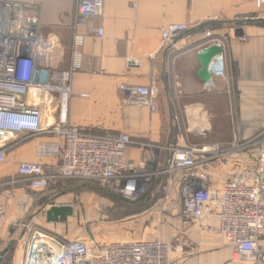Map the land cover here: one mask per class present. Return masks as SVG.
Instances as JSON below:
<instances>
[{"label": "crops", "instance_id": "crops-1", "mask_svg": "<svg viewBox=\"0 0 264 264\" xmlns=\"http://www.w3.org/2000/svg\"><path fill=\"white\" fill-rule=\"evenodd\" d=\"M21 1L37 6L40 33L56 38L55 64L61 68L73 62L77 65L70 122L97 133H128L133 142L127 151L130 159L141 160L139 143L151 142L163 147L155 164L163 167L169 160V146L202 148L228 143L245 139L264 126V3L105 0L102 18L91 19L79 14V0ZM172 23H187L189 28L166 42L163 29ZM99 27L104 30L103 37L97 34ZM78 36L82 42L76 46ZM212 42H220L223 62L215 59L212 77L205 81L198 73V54ZM74 50L78 55L74 56ZM153 80L160 89L156 111L127 101L128 94L121 85H148ZM215 122L227 126V137L213 138ZM37 143L33 139L10 149L0 162V203L6 207L0 252L15 242L8 256L10 264L26 263L35 235L28 238L29 218L36 215L32 221L46 226L58 223L48 220L47 206L72 204L74 197L67 193L60 198H68V202H53L49 200L52 190L40 192V196L29 193L32 188L17 167L22 161L40 160L35 152ZM234 167L233 157L207 167L215 196ZM163 187L165 179L157 178L151 191ZM216 224L214 218L185 223L175 182L153 207L133 215L130 224L120 227L125 229L119 231L120 236H112L110 241L158 238L172 244L170 264H252L234 260L227 239L207 230L206 225Z\"/></svg>", "mask_w": 264, "mask_h": 264}, {"label": "built area", "instance_id": "built-area-1", "mask_svg": "<svg viewBox=\"0 0 264 264\" xmlns=\"http://www.w3.org/2000/svg\"><path fill=\"white\" fill-rule=\"evenodd\" d=\"M257 2L261 5L264 0ZM104 10L105 0H79L78 12L83 17L101 19ZM188 28L187 23L169 24L163 29V38L168 42ZM97 34L103 37L102 27ZM81 42L76 37V46ZM56 45L54 36L40 33L39 10L33 2L0 0V162L10 149L37 139L35 152L40 160L22 161L17 167L34 190H46L65 180H90L136 200L153 192L157 178L165 179L163 192L177 182L185 223L216 219L217 224L206 225L207 230L227 239L234 260L263 264L264 126L245 139L228 143L202 148L169 146V160L163 167H155L163 147L142 142L143 157L135 161L128 157L133 144L128 133L99 134L70 122L77 65L57 66ZM78 53L74 50V56ZM219 60L222 64V58ZM121 89L127 92L128 102L157 110L160 89L154 80L148 85L123 84ZM229 157L235 167L215 196L207 167ZM5 213L6 207L0 203V227ZM44 237L41 233L32 237L25 264H170L173 249L171 243L158 238L74 239L57 245Z\"/></svg>", "mask_w": 264, "mask_h": 264}, {"label": "rangeland", "instance_id": "rangeland-1", "mask_svg": "<svg viewBox=\"0 0 264 264\" xmlns=\"http://www.w3.org/2000/svg\"><path fill=\"white\" fill-rule=\"evenodd\" d=\"M218 122H215L213 126L212 136L214 139H219L222 137H227L228 129L227 126L220 125ZM68 181H62L57 185H61V188H67L71 186ZM29 186V183H28ZM52 188L46 190H34L30 189L29 193L31 195L40 196V192H48L52 190L51 198L49 200L54 201H64L68 202L65 199H61L63 195L67 193H73L74 197L71 199V203L74 206L75 213L68 218L65 222L54 223L53 225H45V223H35L32 221L31 216L27 226L28 238L33 234L41 233L45 235L43 240L53 241L58 245L62 242L74 239H83V240H96L99 242L113 240L110 237H117L120 230V227H125L127 224H130L132 216H125L120 219H113L112 210H114V202L110 197L104 196L94 189H84L81 192L72 191H63L62 189H57L55 185H51ZM54 189V190H53ZM54 204H51L52 206ZM50 206H47L49 209ZM111 215V216H110ZM112 217V218H111ZM124 234V233H123ZM34 236V235H33ZM130 238V237H129ZM8 249L6 251V258L3 261V264H10L9 254L14 251L16 245L15 242L8 244Z\"/></svg>", "mask_w": 264, "mask_h": 264}, {"label": "trees", "instance_id": "trees-1", "mask_svg": "<svg viewBox=\"0 0 264 264\" xmlns=\"http://www.w3.org/2000/svg\"><path fill=\"white\" fill-rule=\"evenodd\" d=\"M93 132V131H92ZM94 133H97L94 131ZM106 132H101L99 134H104ZM71 186L67 185V188H61V185L56 184V188L62 189L63 191H72L81 192L84 189H94L98 193L110 197L114 202V210H112L113 219H120L125 216H133L136 214H140L143 211L150 209L155 205V203L162 197L163 190L160 189L157 192H149L147 195L143 196L142 198L133 200L123 198L119 195H116L109 190L103 188L100 184L90 181V180H79V179H72L67 180ZM67 182V183H68ZM110 215V216H111ZM111 217V218H112Z\"/></svg>", "mask_w": 264, "mask_h": 264}, {"label": "water", "instance_id": "water-1", "mask_svg": "<svg viewBox=\"0 0 264 264\" xmlns=\"http://www.w3.org/2000/svg\"><path fill=\"white\" fill-rule=\"evenodd\" d=\"M223 48L218 43L205 46L198 54V60L201 67L198 71L199 75L209 81L212 77V65L215 59L222 58ZM75 210L72 204H54L46 211L47 218L50 222H65L69 217L74 215ZM6 250L0 252V264H3V257Z\"/></svg>", "mask_w": 264, "mask_h": 264}, {"label": "bare ground", "instance_id": "bare-ground-1", "mask_svg": "<svg viewBox=\"0 0 264 264\" xmlns=\"http://www.w3.org/2000/svg\"><path fill=\"white\" fill-rule=\"evenodd\" d=\"M51 242V241H50ZM55 245V244H54Z\"/></svg>", "mask_w": 264, "mask_h": 264}]
</instances>
